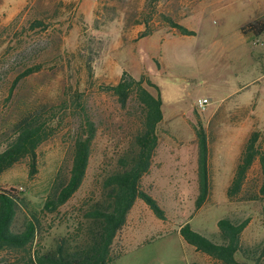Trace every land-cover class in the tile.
Segmentation results:
<instances>
[{"label":"rangeland","instance_id":"rangeland-1","mask_svg":"<svg viewBox=\"0 0 264 264\" xmlns=\"http://www.w3.org/2000/svg\"><path fill=\"white\" fill-rule=\"evenodd\" d=\"M262 17L264 0H0V152L25 113H37L48 133L32 177L27 159L0 176V191L22 192L41 221L28 254L0 252V264H24L72 229L83 201L98 197L102 177L140 121L134 97L122 108L104 89L124 71L136 80L148 78L156 88L147 90L162 103L159 144L141 188L165 219L137 199L113 242L111 264H213L182 239L185 223L218 242V220L247 219L242 242L264 241L258 163L242 192L233 200L226 195L254 129L264 151V32L251 41L240 32ZM165 18L195 35H181ZM27 69L34 72L14 84ZM204 98L209 103L199 112L197 101ZM86 118L96 127L86 177L56 212H43L55 179L68 175L73 140ZM197 122L206 134L211 169L209 197L199 209ZM235 258L254 264L241 254Z\"/></svg>","mask_w":264,"mask_h":264},{"label":"trees","instance_id":"trees-1","mask_svg":"<svg viewBox=\"0 0 264 264\" xmlns=\"http://www.w3.org/2000/svg\"><path fill=\"white\" fill-rule=\"evenodd\" d=\"M165 19L181 35H195L194 31L170 18ZM240 32L249 41L261 36L264 17L246 23ZM146 34L145 31L140 37ZM32 72L34 69H27L16 77L14 84ZM146 86L156 88L148 78L142 76L136 80L124 71L115 85L104 88L116 97L122 108L134 97L141 111L138 127L117 155L114 168L102 177L98 197L83 201L77 209L78 221L76 219L72 229L49 246L29 255L24 264H111V247L137 199L143 201L157 219H165L157 201L141 188L142 178L149 173L159 144L157 129L163 120L160 97L152 95ZM11 129L12 137L0 152V176L27 159L29 176L32 177L37 171V150L48 137L45 124L37 113L28 112L19 117ZM195 134L198 148L195 206L199 209L210 192L209 149L204 128L199 122L195 125ZM95 137V124L88 118L84 119L73 140L68 175L55 179L42 204L43 212H56L79 190L86 177ZM259 138L260 133L252 131L239 153L226 191L229 200L242 192L255 162L259 166L258 193L264 196V152L259 146ZM18 218L22 219L20 227L16 226ZM247 224V219L241 222L228 217L218 220V242L197 233L188 223L180 227L179 234L195 251L208 256L213 264H247L237 261L236 254H241L247 262L264 264V241L251 245L241 240ZM40 226L38 214L22 192L13 189L0 191V252L26 251L28 254L27 248L35 242Z\"/></svg>","mask_w":264,"mask_h":264},{"label":"built area","instance_id":"built-area-1","mask_svg":"<svg viewBox=\"0 0 264 264\" xmlns=\"http://www.w3.org/2000/svg\"><path fill=\"white\" fill-rule=\"evenodd\" d=\"M208 100L207 99H200L197 101V104H196V107L198 109L199 112H202L205 110V108L207 107L208 105Z\"/></svg>","mask_w":264,"mask_h":264},{"label":"crops","instance_id":"crops-1","mask_svg":"<svg viewBox=\"0 0 264 264\" xmlns=\"http://www.w3.org/2000/svg\"><path fill=\"white\" fill-rule=\"evenodd\" d=\"M243 90H244V88H243ZM241 91H242V89H241ZM240 93V92H239ZM258 131L259 133H260V138H259V146H260V141H261V132L259 131V130H257V129H254L253 131ZM250 135V134H249ZM248 138V137H247ZM245 143V142H244ZM261 148V147H260ZM261 151H262V149H261ZM262 152H264V151H262ZM255 163H257V162H255ZM208 168H209V177H211V169H210V164H209V159H208ZM235 168V167H234ZM233 172H234V170L232 171V174H231V176H230V181H231V179H232V176H233ZM211 180V179H210ZM135 205V204H134ZM134 207V206H133Z\"/></svg>","mask_w":264,"mask_h":264}]
</instances>
